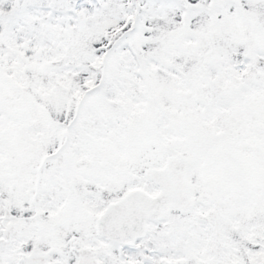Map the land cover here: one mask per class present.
<instances>
[{
	"label": "snow or ice",
	"instance_id": "obj_1",
	"mask_svg": "<svg viewBox=\"0 0 264 264\" xmlns=\"http://www.w3.org/2000/svg\"><path fill=\"white\" fill-rule=\"evenodd\" d=\"M0 264H264V0H0Z\"/></svg>",
	"mask_w": 264,
	"mask_h": 264
}]
</instances>
